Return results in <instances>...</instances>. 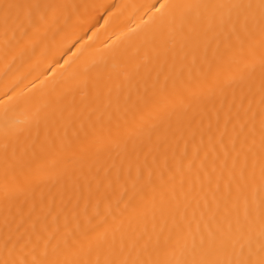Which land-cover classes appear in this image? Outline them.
Listing matches in <instances>:
<instances>
[{
  "label": "bare ground",
  "instance_id": "obj_1",
  "mask_svg": "<svg viewBox=\"0 0 264 264\" xmlns=\"http://www.w3.org/2000/svg\"><path fill=\"white\" fill-rule=\"evenodd\" d=\"M0 264H264V0H0Z\"/></svg>",
  "mask_w": 264,
  "mask_h": 264
}]
</instances>
